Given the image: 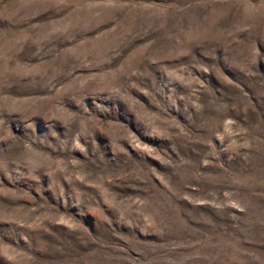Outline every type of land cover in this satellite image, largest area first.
Listing matches in <instances>:
<instances>
[{"label": "rangeland", "instance_id": "obj_1", "mask_svg": "<svg viewBox=\"0 0 264 264\" xmlns=\"http://www.w3.org/2000/svg\"><path fill=\"white\" fill-rule=\"evenodd\" d=\"M0 264H264V0H0Z\"/></svg>", "mask_w": 264, "mask_h": 264}]
</instances>
